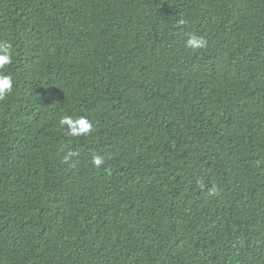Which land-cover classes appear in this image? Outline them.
<instances>
[{"label":"trees","instance_id":"obj_1","mask_svg":"<svg viewBox=\"0 0 264 264\" xmlns=\"http://www.w3.org/2000/svg\"><path fill=\"white\" fill-rule=\"evenodd\" d=\"M107 1L0 0V264H264V0Z\"/></svg>","mask_w":264,"mask_h":264},{"label":"clouds","instance_id":"obj_2","mask_svg":"<svg viewBox=\"0 0 264 264\" xmlns=\"http://www.w3.org/2000/svg\"><path fill=\"white\" fill-rule=\"evenodd\" d=\"M114 7H117L119 10V14L126 18L128 21V25L126 29H129V25L134 23V20H142L146 17L153 18L155 15V12L153 8L148 7L144 8L140 4L139 0H132L128 4L120 3L116 0H108L106 2L104 12L106 13H113L112 9ZM43 28H47L51 31H56L55 28V22L54 19L47 24H42L38 26L39 31ZM206 44V41L203 37L197 36V35H189L185 46L189 49H197L202 48ZM11 45L7 41L0 42V68H3V66L8 65L11 63ZM14 88V81L13 78L9 75H4L3 72H0V100L7 98L9 95L12 94ZM61 124H67L73 135H81L87 133L91 129V123L86 118H80L78 120L73 121L71 117H64L61 120ZM67 160L68 157H65ZM104 161V158L102 156H94L93 157V163L97 166L101 165ZM80 165L84 166H92V164L89 161H84ZM71 182L76 183V185L80 188V184L76 180V178H71ZM71 187L74 192V187L71 184ZM0 208H3L5 210H8L10 208H13L12 204H2ZM35 210L29 209L27 212H20L18 216V221L16 225L13 224L12 217L14 214H10L7 217L8 221V227L12 228L14 231H22L26 229L29 224L33 226V223H30V217L33 214ZM33 217H37V214H34Z\"/></svg>","mask_w":264,"mask_h":264}]
</instances>
